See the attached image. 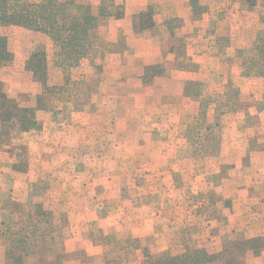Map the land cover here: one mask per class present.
<instances>
[{
	"label": "rangeland",
	"instance_id": "obj_1",
	"mask_svg": "<svg viewBox=\"0 0 264 264\" xmlns=\"http://www.w3.org/2000/svg\"><path fill=\"white\" fill-rule=\"evenodd\" d=\"M58 1L69 2L74 10L88 8L95 15L103 2L114 1L111 12L117 6L124 8L125 16L119 19L123 26L118 28L114 18H102L91 53L68 70L56 64L59 49L48 36L21 27H0L15 56L0 69L7 93L23 106L36 105L41 88L25 65L30 54L41 49L48 56L50 84L56 87L45 107L36 112V129L0 132V264H11L6 258V230L17 231L25 224L39 236L27 264H101L83 251L57 254L56 250L57 241L67 239L72 230L75 208L82 212L79 207L88 199L98 211L89 233L105 248V264L137 258L141 242L131 234L133 226H120L117 221L121 197L132 209L139 200H135L138 188L147 191L146 200L152 192L153 199L162 203L163 218L175 228L176 242L169 255L206 250L217 256L210 264L261 262L264 0L252 9L240 0ZM149 7L155 12V27L149 31L165 27L177 56L184 58L170 61L163 54L154 66L159 74L146 73V68L139 81L125 89L111 83L113 70L107 67L115 54L133 46L135 17ZM189 12L195 18L187 16ZM249 25L257 30L256 39L248 46L239 42L234 52L227 50L230 33L235 36ZM196 27L217 33L222 41L213 48L207 42L202 45L204 61L213 64L214 58L213 69L210 65L201 69L187 58L185 43L193 39L191 31ZM161 34L159 45L164 50L167 43ZM234 61L239 68L232 75L262 80H230L227 74L232 69L227 65ZM178 69L196 72L191 74L196 79H173ZM139 87L144 100L127 97ZM118 93L125 98L110 97ZM180 94L190 100H179ZM154 250L148 247L138 254V262L150 264L147 256Z\"/></svg>",
	"mask_w": 264,
	"mask_h": 264
},
{
	"label": "trees",
	"instance_id": "obj_2",
	"mask_svg": "<svg viewBox=\"0 0 264 264\" xmlns=\"http://www.w3.org/2000/svg\"><path fill=\"white\" fill-rule=\"evenodd\" d=\"M252 9L258 0H240ZM113 3L103 2L99 14L95 15L88 8L74 10L69 2L58 0H0V27H21L30 31L44 34L59 49L55 53L56 64L65 70L78 67L89 56L94 48L104 17L122 19L125 16L122 6L115 7ZM154 9L149 7L135 17V31L141 32L155 27ZM14 53L10 50L9 39L0 34V69L14 61ZM25 68L32 74L33 81L41 91L36 96V105L23 106L11 97L0 80V132L30 131L36 129V112L45 107L46 98L55 94L56 87L50 84L49 60L44 50L30 54ZM148 67L146 73L156 70ZM159 74L158 70H156ZM161 73V70H159ZM154 75V77H155ZM43 215V213H42ZM26 224L17 231L8 228L5 232L7 241L6 258L11 264H27L25 260L35 253L38 248L39 236L30 232ZM43 235V233H41ZM150 264H210L217 259L206 250L186 251L179 255L165 254L160 257L147 256ZM47 264H60L59 261Z\"/></svg>",
	"mask_w": 264,
	"mask_h": 264
},
{
	"label": "crops",
	"instance_id": "obj_3",
	"mask_svg": "<svg viewBox=\"0 0 264 264\" xmlns=\"http://www.w3.org/2000/svg\"><path fill=\"white\" fill-rule=\"evenodd\" d=\"M178 11V10H177ZM193 14L188 13L187 16L191 17ZM175 16H182L187 17L184 14L180 15V13H176ZM128 17V13H127ZM204 17V15H203ZM195 18V16H192V19ZM186 21V20H185ZM117 26L118 28H121L123 25L121 22L123 20H118ZM128 24V22H127ZM126 24V26H128ZM194 24L196 22L194 21ZM198 26H201L198 24ZM249 29L240 31L233 36V33H230L229 35V43L227 44V50H230L232 52L236 51V49H239V42L248 44L253 42V40L257 37V30L254 31V27H248ZM165 35L167 46L163 50V46L159 45L161 42H159L160 35ZM241 33V34H240ZM191 35L193 37L192 40L189 42H186V50H187V58L192 59L193 62H196L200 65L201 69H205L208 65L211 66V68H214L215 62L213 58V64L212 61L207 64V62L204 61L205 54L202 55V45L208 44L210 45V48H213L214 46L212 44L218 45L221 40H218L217 33L207 32L204 28L196 27L194 31H191ZM133 46H128L125 51L119 54L114 55V59L109 63L107 70L112 69L113 72L111 73V83L116 85H123L125 89H129L131 86V83L135 84L139 81V76L145 71L148 67H154L157 66L159 63V60L163 59L162 55L165 54L167 59L170 61H176V60H182L183 58L181 56H177L175 52V46L174 42L172 40V37L169 36V34H166V28L159 26L158 32L153 31H142V32H135L133 33ZM188 39V38H187ZM216 39L215 41H212L209 43V40ZM221 39V38H220ZM186 41V40H185ZM249 42V43H248ZM207 46V47H208ZM192 47V49H191ZM206 47V48H207ZM191 49V53L190 52ZM234 50V51H233ZM216 59V58H215ZM210 60V58H207V61ZM162 63V62H161ZM126 64V65H125ZM209 66V67H210ZM229 68L231 67V73L229 72L227 74V77L230 80H242L244 82L249 81L252 83L253 81H261L262 79L255 78L254 80L241 77L239 73L237 76L232 75V71L238 69V63L236 64L235 61L230 65H227ZM214 71V70H213ZM230 71V70H229ZM238 71V70H237ZM189 73V72H188ZM185 72L184 70H175L173 72L172 78H185L186 80L191 79L195 80V76H192L191 74ZM202 74V73H201ZM231 75V76H230ZM234 81V82H235ZM197 82V81H196ZM126 91V90H124ZM130 94V92L126 93ZM133 95V96H132ZM109 97V96H108ZM110 97H113V99H123L125 96H122L121 93H118L117 96L110 95ZM127 97L130 98H137L139 100H144L145 95L143 93L142 87L137 88V90L133 89L132 94ZM179 100L185 101V97L180 94L178 97ZM190 100V99H186ZM194 117V116H193ZM154 191V190H153ZM147 191L143 190L142 188H138L137 197H135V200L137 199L138 202L133 204V208L130 209V205L127 204L125 201L126 198H122L124 202L122 205L118 207V221L117 223L121 225H127L133 226L131 230V234H136L137 238L140 239L141 242V248L138 250L136 257L133 259L130 258L129 262L122 263V264H140L138 261L141 260L140 256L138 258V254H142L148 247H155V250L153 251L154 254L152 256L154 257H160L165 254H168L167 252L173 251L175 246V228L173 226H170L171 222L168 218H163V211L161 208L162 203L156 202L153 197L151 196L152 192H148L150 195V199L146 200V193ZM121 193V192H119ZM85 206H80L79 208L83 207L84 209L82 212L75 208V212L77 213V218L75 220H72L71 223V232L68 233L67 239L64 238L62 241L58 240L56 245L57 254H71L75 252H82L89 256L88 258L90 260L95 261L96 263L101 262V264H105L107 258L105 256V248L101 247L97 244V242L94 240L93 237H91V233L89 228L92 223H95V220H97V216H95V212L97 214V208H93V206L90 203V199H88ZM134 218V222L131 224L129 223L130 219ZM117 227V226H116ZM120 231V228H118ZM177 235V233H176ZM147 243H142L146 242ZM63 242V243H62ZM98 245V246H96ZM60 246V248L58 247ZM55 250V251H56ZM220 252V251H218ZM106 258V259H105ZM133 261V262H132ZM254 264H264V253L261 256V262L256 261Z\"/></svg>",
	"mask_w": 264,
	"mask_h": 264
}]
</instances>
